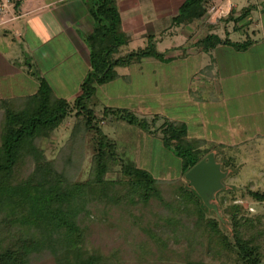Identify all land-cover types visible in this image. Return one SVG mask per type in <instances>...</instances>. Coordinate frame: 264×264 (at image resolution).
Segmentation results:
<instances>
[{
	"label": "rangeland",
	"instance_id": "obj_1",
	"mask_svg": "<svg viewBox=\"0 0 264 264\" xmlns=\"http://www.w3.org/2000/svg\"><path fill=\"white\" fill-rule=\"evenodd\" d=\"M235 2L242 7L246 0ZM219 23V36L243 42L248 34L251 39L259 41L263 35L264 15L262 21L256 18L258 25L254 28V35L242 28L244 21L238 25L242 29L236 32L230 29L228 35H223L226 23L223 20ZM151 27L150 31H153ZM181 31L180 27L172 26L158 37L153 36L156 51L166 53L165 59H169L166 63L145 58L139 63L116 68L118 78L97 87L89 103L96 118L94 125L116 143L121 157L149 171L167 196L166 193H171L172 188L185 183L187 186L188 182L181 173L180 159L163 147L161 133L150 135L112 115L104 117L103 111L105 108L126 109L148 122L156 116V127L165 121L185 123L187 140L203 141L205 145H201V149L214 146L209 154H213L215 162L225 174L220 189L213 191L209 198L213 209L227 221L228 205L236 204L241 206L245 215H261L264 223V202L259 203L247 194L250 191L264 193V73H248L263 68V48L257 45L250 50L248 48L247 52L218 48L213 53H205L196 47L197 51L193 50L195 54H188V46L182 35L184 32ZM208 31L205 25L200 24L192 30L191 42L198 41ZM143 39L145 43L134 42L122 47L119 56L139 47L144 48L148 41L147 38ZM81 40L84 43V37ZM211 60L216 63L212 71L206 68ZM75 61L77 64H74L71 76L66 75L71 72L69 61H63L57 69L52 70L51 59H42L40 63L43 72L49 74L48 84L53 94L66 99L70 105L79 95L76 94L84 69L77 59ZM5 96L12 98L21 95ZM195 98H206V102L196 105L193 101ZM3 120L4 112L0 109V134ZM83 122V118H76L72 113L63 118L56 130L39 136L34 142L42 153L37 165L46 167L54 175H61L65 183H83L92 178V140L95 134L94 129L85 130ZM35 166L30 157H21L13 170L12 184L34 174L38 177L40 174ZM119 170V166H111L107 178L120 179ZM135 214H138L137 219L118 212L109 219L98 214L95 220L86 221L81 217L80 222L86 229L85 249L103 256L105 264L230 263L228 258L220 259L212 253L206 254V243L200 248L198 242H192L188 248L186 241H178L164 228H157L150 221V209L147 213ZM31 235V230L19 223L17 214L11 213L8 208L0 209V250L16 246L24 237ZM44 254L36 258V264H56L55 258H60V255L48 250Z\"/></svg>",
	"mask_w": 264,
	"mask_h": 264
},
{
	"label": "trees",
	"instance_id": "obj_2",
	"mask_svg": "<svg viewBox=\"0 0 264 264\" xmlns=\"http://www.w3.org/2000/svg\"><path fill=\"white\" fill-rule=\"evenodd\" d=\"M82 1L93 29L84 37L89 70L79 85L80 93L73 104L55 96L43 78L34 95L0 100V109L4 112L0 134V209L8 208L17 214L22 227L32 232L16 246L1 249L0 264H36V258L45 255V250L60 255L55 258L56 264H105L103 256L85 249L86 229L80 218L95 220L98 214L109 219L118 212L137 219L135 213H147L148 209L150 221L157 228H164L178 241H186L188 248L192 242H198L200 248L206 243V254L228 258L229 264H264L261 215H245L241 206L230 204L228 219L223 220L217 210L209 209L198 193L186 186L187 183L178 184L165 196L149 171L121 157L116 143L95 127L96 118L89 103L97 87L118 78L116 68L139 63L145 58H155L163 63L169 59H165L166 53L156 51L153 36L147 37L148 45L144 48L119 56L121 48L128 46L130 37L121 29L118 0ZM213 5V0H185L173 17L172 26L197 28L200 24L207 25L208 11ZM251 11L250 6L241 9L238 16L230 11L223 21L234 23L238 31L241 28L238 25ZM213 26L210 24L206 28L212 30ZM253 43L248 34L243 42H233L227 36L220 38L208 31L195 46L205 53L219 45H228L240 52L246 51ZM212 63L206 68L213 69ZM72 113L76 118L84 119L85 130L94 129L95 134L92 140V178L75 184L65 183L61 175H54L46 167L37 165L42 153L34 143L39 136L56 130L63 118ZM103 115H112L150 135L160 132L163 147L180 159L183 176L214 149L210 145L201 149L205 143L199 139L189 142L183 122L165 121L156 127L158 117L154 116L148 122L126 109L105 108ZM21 157H30L36 163L39 179L34 174L12 184L13 170ZM116 165L120 167L121 177L109 180L107 175L111 166ZM247 194L259 203L264 202L263 192L250 191Z\"/></svg>",
	"mask_w": 264,
	"mask_h": 264
},
{
	"label": "crops",
	"instance_id": "obj_3",
	"mask_svg": "<svg viewBox=\"0 0 264 264\" xmlns=\"http://www.w3.org/2000/svg\"><path fill=\"white\" fill-rule=\"evenodd\" d=\"M184 1L118 0L121 29L130 37L129 44L145 43L143 38L158 37L166 29L172 27V19ZM235 1L241 3L240 1L245 0H213V6L221 8V13L214 15L208 13L206 19L208 26H205L208 28L210 24H214L210 30L211 33L224 38L225 36H219V22L230 11H234L235 16H238L240 10L248 6L252 8V11L244 20V28L250 30L251 33L256 32L254 28L258 23H255V20L257 18L262 21L264 0H246L242 7H238ZM12 16H15L14 20H10ZM150 25L153 31H150ZM262 27L261 40L252 39L254 43L248 50L260 45L264 52V26ZM92 29V20L82 0H21L17 5L10 4L7 12L0 17V100L10 99L5 95H34L42 78L50 83L49 74L40 68L41 60L45 58L53 61L51 70L57 69L63 61L71 62L68 64L71 72L66 73L68 76L72 75L73 68L77 64L75 59H77L84 68L80 76L82 81L89 70V64L88 51L81 38L90 35ZM194 29L193 27L181 28V32H184L183 38L186 40L185 45L188 46L186 47L188 54L193 50L197 51L196 46H193L197 40L191 42V32ZM230 29L231 32L237 31L234 23L228 22L222 34L228 35ZM218 48L236 51L231 46L219 45L211 52H215ZM211 63L214 69L216 63L214 60H211ZM248 73L250 75L263 74L264 66L248 71ZM79 93L80 91L76 95ZM193 101L196 105L203 104L206 98H195Z\"/></svg>",
	"mask_w": 264,
	"mask_h": 264
},
{
	"label": "water",
	"instance_id": "obj_4",
	"mask_svg": "<svg viewBox=\"0 0 264 264\" xmlns=\"http://www.w3.org/2000/svg\"><path fill=\"white\" fill-rule=\"evenodd\" d=\"M224 176L225 174L221 172L213 154H209L192 167L184 177L188 185L198 193L204 204L209 209H213L214 206L209 203V198L213 191L220 189L221 180Z\"/></svg>",
	"mask_w": 264,
	"mask_h": 264
},
{
	"label": "built area",
	"instance_id": "obj_5",
	"mask_svg": "<svg viewBox=\"0 0 264 264\" xmlns=\"http://www.w3.org/2000/svg\"><path fill=\"white\" fill-rule=\"evenodd\" d=\"M21 0H0V17L3 16L7 10L9 9L10 4L19 3ZM208 13L214 15L215 13H221V8L219 7H211ZM15 16H12L10 20H14Z\"/></svg>",
	"mask_w": 264,
	"mask_h": 264
}]
</instances>
